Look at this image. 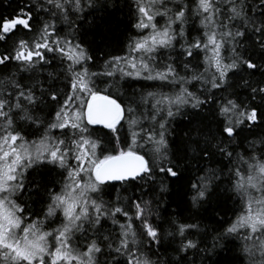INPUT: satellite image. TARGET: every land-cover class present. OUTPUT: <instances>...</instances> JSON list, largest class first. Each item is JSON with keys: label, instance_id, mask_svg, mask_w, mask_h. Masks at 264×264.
Listing matches in <instances>:
<instances>
[{"label": "snow or ice", "instance_id": "obj_1", "mask_svg": "<svg viewBox=\"0 0 264 264\" xmlns=\"http://www.w3.org/2000/svg\"><path fill=\"white\" fill-rule=\"evenodd\" d=\"M0 264H264V0H0Z\"/></svg>", "mask_w": 264, "mask_h": 264}, {"label": "trees", "instance_id": "obj_2", "mask_svg": "<svg viewBox=\"0 0 264 264\" xmlns=\"http://www.w3.org/2000/svg\"><path fill=\"white\" fill-rule=\"evenodd\" d=\"M163 22V21H161ZM113 54H122L120 52H114ZM117 187H119V185H117ZM237 206L233 203V201H228L225 205V208H224V212L220 213L221 216H223V218L225 220H231V219H234V216H233V210L236 208ZM227 226V225H225ZM208 244L210 245L211 242H212V237L211 235H209L208 237Z\"/></svg>", "mask_w": 264, "mask_h": 264}, {"label": "rangeland", "instance_id": "obj_3", "mask_svg": "<svg viewBox=\"0 0 264 264\" xmlns=\"http://www.w3.org/2000/svg\"><path fill=\"white\" fill-rule=\"evenodd\" d=\"M161 23H163V22H161Z\"/></svg>", "mask_w": 264, "mask_h": 264}]
</instances>
